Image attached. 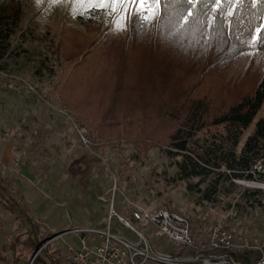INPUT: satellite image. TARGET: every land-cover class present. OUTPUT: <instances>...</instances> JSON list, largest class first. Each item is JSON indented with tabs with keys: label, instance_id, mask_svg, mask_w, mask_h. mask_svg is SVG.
Listing matches in <instances>:
<instances>
[{
	"label": "rangeland",
	"instance_id": "rangeland-1",
	"mask_svg": "<svg viewBox=\"0 0 264 264\" xmlns=\"http://www.w3.org/2000/svg\"><path fill=\"white\" fill-rule=\"evenodd\" d=\"M23 2L26 14L13 37V53L0 65V254L3 255L0 264H32L43 248L58 264H69V247L78 245L77 235L70 231L77 227L104 229L112 200L115 212L146 237L155 253L179 260L211 253L222 255L224 250L210 246L212 228L220 224L232 236V246L227 251L232 259L252 262L258 256L263 258V188L233 180L237 187L229 195L220 194L215 203H197L198 197L188 189L187 181L168 184L167 178L175 169L168 166L159 143L144 151L140 145L124 139L101 138L63 104L60 90L75 65L69 60L73 39L68 38V33L70 29L81 32L84 29L78 17L102 24L111 35H128L133 6H127L126 20L123 12L119 16L103 10L93 12L91 9L100 6L71 0ZM116 7L120 12L122 6ZM136 7H141L143 14L148 6ZM259 7L240 5L234 16L223 18L226 29L238 37V48L246 50L236 57L238 67L243 71L252 58L258 60L257 67L251 69V63L246 67L249 86L261 74L264 60L260 58V49L240 41L248 40L256 25L264 22V14L257 11ZM151 8L156 15L160 14L161 6ZM201 19L207 23V17ZM146 22H155L151 14ZM172 22L175 21L171 19ZM134 32L137 36V29ZM21 38L24 42H20ZM103 40V35L96 36L87 53L95 52ZM81 59L82 55L78 57ZM227 76L232 78L230 73ZM262 115L264 101L242 135L238 150ZM155 136L159 140L162 134ZM196 182V178L190 181ZM255 190L259 192L254 199L242 197L244 191ZM134 205L148 212L167 208L183 214L191 226L194 246H184L158 234L148 221H133ZM230 209L236 215L226 217ZM29 220L36 225V236L44 241L31 259L20 244L33 231ZM111 228L130 242L138 241L136 234L124 227L117 216ZM146 264L164 263L149 260Z\"/></svg>",
	"mask_w": 264,
	"mask_h": 264
},
{
	"label": "trees",
	"instance_id": "trees-1",
	"mask_svg": "<svg viewBox=\"0 0 264 264\" xmlns=\"http://www.w3.org/2000/svg\"><path fill=\"white\" fill-rule=\"evenodd\" d=\"M25 14L23 0H0V65L13 53V37ZM78 21L84 29L68 33L73 39L69 60L75 65L63 81L60 96L81 124L101 138L124 139L144 151L159 143L168 166L175 169L168 184L187 181L197 203H215L220 194L234 191L233 179L252 178V167L264 159V115L239 150L238 145L264 101V65L249 86L246 67L250 63L251 69L257 67L258 60L252 58L243 71L238 67L236 57L246 50L238 48V37L226 29L223 19L215 26L221 35L212 41L218 47L210 51L204 49L212 28L177 30V18L167 12L159 23L131 26L128 35H111L91 19L78 17ZM98 35L104 40L90 55L89 45ZM256 35L254 29L249 39ZM157 133L162 134L159 140ZM194 178L197 182L190 183ZM258 192L244 191L242 197L250 201ZM29 223L33 231L20 244L31 259L44 241L36 236L35 223ZM263 258L234 264H261ZM32 264L58 262L43 248Z\"/></svg>",
	"mask_w": 264,
	"mask_h": 264
},
{
	"label": "built area",
	"instance_id": "built-area-1",
	"mask_svg": "<svg viewBox=\"0 0 264 264\" xmlns=\"http://www.w3.org/2000/svg\"><path fill=\"white\" fill-rule=\"evenodd\" d=\"M250 172L252 174L251 179L233 180L244 186L264 189V181H260V178H264V159L259 160ZM100 200L106 201L103 197H100ZM234 215H236V212L230 209L226 217H233ZM114 216H117L118 221L124 227L129 228L136 234L138 241L130 242L112 232L111 223ZM131 218L133 221L139 223L150 222L156 227L158 234L165 235L173 242L189 247L194 246V237L189 221L179 212L167 208L148 212L144 208L134 205L131 211ZM70 232H74L77 235L78 245L74 248L69 247L71 254L69 264H146L149 260L164 264L235 263V260L227 252L232 246V236L220 224L212 228L210 246L212 249L224 250L222 255L211 253L209 255L197 256L194 259L183 258L179 260L178 257L163 255L158 252L155 253L146 237L131 225L127 219L115 212L113 200L110 204V211L108 212L106 227L104 229L77 227ZM260 263L264 264V258L260 260Z\"/></svg>",
	"mask_w": 264,
	"mask_h": 264
},
{
	"label": "snow or ice",
	"instance_id": "snow-or-ice-1",
	"mask_svg": "<svg viewBox=\"0 0 264 264\" xmlns=\"http://www.w3.org/2000/svg\"><path fill=\"white\" fill-rule=\"evenodd\" d=\"M37 2L39 3L41 0H37ZM71 2L99 5V9H91L93 12L103 10L107 11L109 15L115 13L118 16L123 12L126 20L129 19L126 15L127 6L131 5L133 6L132 15L129 20L131 26H135L142 21H148L150 14L155 22L159 23L164 13L170 11L177 18L174 25L177 30L184 29V31H188L189 26H191L192 30H195L197 27L213 29L212 37L207 42V47L204 51H210L218 47V44L212 43L213 40L218 39L221 35L220 32L216 31L215 26L221 19L234 16L237 6L245 4L259 5L260 7L257 11L264 13V0H71ZM105 5H111L112 7L105 8ZM137 5L148 7L142 14L141 7H136ZM152 5L161 6L159 15L154 13V10L151 8ZM116 6H122L120 12H117ZM201 17H207V23H203ZM228 23L231 24V20ZM255 32L257 35L254 39L241 40L240 43L259 47L260 58L264 60V24L257 26Z\"/></svg>",
	"mask_w": 264,
	"mask_h": 264
},
{
	"label": "water",
	"instance_id": "water-1",
	"mask_svg": "<svg viewBox=\"0 0 264 264\" xmlns=\"http://www.w3.org/2000/svg\"><path fill=\"white\" fill-rule=\"evenodd\" d=\"M32 260H33V258H32ZM31 263V262H30Z\"/></svg>",
	"mask_w": 264,
	"mask_h": 264
}]
</instances>
